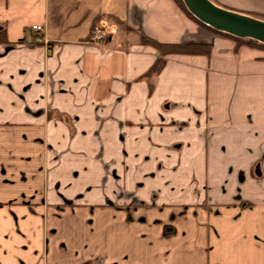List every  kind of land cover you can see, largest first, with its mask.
Wrapping results in <instances>:
<instances>
[{
  "label": "crops",
  "instance_id": "obj_1",
  "mask_svg": "<svg viewBox=\"0 0 264 264\" xmlns=\"http://www.w3.org/2000/svg\"><path fill=\"white\" fill-rule=\"evenodd\" d=\"M1 31L0 264H264V49L177 0H0ZM141 34L210 54L151 90Z\"/></svg>",
  "mask_w": 264,
  "mask_h": 264
},
{
  "label": "trees",
  "instance_id": "obj_2",
  "mask_svg": "<svg viewBox=\"0 0 264 264\" xmlns=\"http://www.w3.org/2000/svg\"><path fill=\"white\" fill-rule=\"evenodd\" d=\"M177 2L193 19H195L197 22H199L204 27L218 34H223V35H226L234 39L237 43V48H239L242 45H246V46H250L254 48L264 49V43L259 40H256L250 37H244V38L237 37L225 31L214 29L213 27L199 21L195 16H193L189 12L183 0H177ZM245 14L252 15L254 17L264 20V13L251 12V13H245ZM114 18H116L115 20L117 21L118 24H120L123 27V29H126L128 31L131 30L123 19L118 18V17H114ZM5 41H6V36L3 33V31H1L0 32V42H5ZM140 41H142L143 43L152 45L159 52V55L157 59L155 60V62L153 63V65L150 67V69L147 72H145L142 75V78L147 80V82L149 83L151 90H153L154 88L155 78L160 74V72L163 70V68L166 65L167 55L169 54H205V55L210 54V46L204 43H184V44L183 43H162L144 34H141Z\"/></svg>",
  "mask_w": 264,
  "mask_h": 264
},
{
  "label": "water",
  "instance_id": "obj_3",
  "mask_svg": "<svg viewBox=\"0 0 264 264\" xmlns=\"http://www.w3.org/2000/svg\"><path fill=\"white\" fill-rule=\"evenodd\" d=\"M199 21L237 37H250L264 43V20L222 7L212 0H183Z\"/></svg>",
  "mask_w": 264,
  "mask_h": 264
},
{
  "label": "rangeland",
  "instance_id": "obj_4",
  "mask_svg": "<svg viewBox=\"0 0 264 264\" xmlns=\"http://www.w3.org/2000/svg\"><path fill=\"white\" fill-rule=\"evenodd\" d=\"M212 1H214L215 3H217V4H219V5H221L222 7H225V8H228V9H231V10H233V11H240V10H235V9H233V8H230V7H226V6H231L232 4H234V5H237V6H242V7H246L245 5H247V4H249V5H255L256 3L257 4H260L258 1H261V0H212ZM261 6H263L262 4H260ZM114 19H116V18H114ZM116 23H117V21H116ZM118 24V23H117ZM119 27H122L120 24H119ZM89 29V25L88 24H85V23H83L80 27H79V32L81 33V34H84L85 33V29ZM122 29H123V27H122ZM105 30H100V29H98V30H96V34L97 33H99L100 34V32H102L103 34H105V36H106V40L105 41H109L110 40V36H107V35H109V34H111V33H106L107 31H105ZM110 32V31H109ZM112 33L114 34V31H112ZM94 36H92L91 38H93ZM121 39V37L120 36H118V39ZM90 42L92 41L91 39L89 40ZM92 42H94V41H92ZM94 43H97V44H100V41H95Z\"/></svg>",
  "mask_w": 264,
  "mask_h": 264
},
{
  "label": "built area",
  "instance_id": "obj_5",
  "mask_svg": "<svg viewBox=\"0 0 264 264\" xmlns=\"http://www.w3.org/2000/svg\"><path fill=\"white\" fill-rule=\"evenodd\" d=\"M94 37L93 38H91V40L92 41H100V43L101 42H104L105 40H106V36H105V34H103L102 32H100V34L99 33H95L94 35H93ZM102 263V260H98L95 264H101Z\"/></svg>",
  "mask_w": 264,
  "mask_h": 264
}]
</instances>
